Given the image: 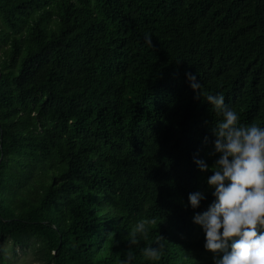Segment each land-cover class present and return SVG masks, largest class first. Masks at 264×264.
Instances as JSON below:
<instances>
[{"label": "trees", "instance_id": "1", "mask_svg": "<svg viewBox=\"0 0 264 264\" xmlns=\"http://www.w3.org/2000/svg\"><path fill=\"white\" fill-rule=\"evenodd\" d=\"M186 73L264 126V0H0V264L16 247L119 264L141 218L157 223L133 264H213L192 222L212 173L193 158L213 163L220 118Z\"/></svg>", "mask_w": 264, "mask_h": 264}, {"label": "clouds", "instance_id": "2", "mask_svg": "<svg viewBox=\"0 0 264 264\" xmlns=\"http://www.w3.org/2000/svg\"><path fill=\"white\" fill-rule=\"evenodd\" d=\"M151 44V37L145 36ZM194 98L203 99L220 119L211 128L215 156L212 164L194 156L200 172H211L206 184L212 201L202 212H195L192 222L204 234L203 248L212 253L213 264H264V126L243 124L237 110L225 103L223 94H203L195 74L186 73ZM208 137L204 138L206 143ZM202 191L188 194L193 210L205 200ZM154 218L137 220L127 234L128 250L119 264L136 260L131 246L147 240ZM157 236L154 244L140 249L146 261H159L165 244Z\"/></svg>", "mask_w": 264, "mask_h": 264}, {"label": "rangeland", "instance_id": "3", "mask_svg": "<svg viewBox=\"0 0 264 264\" xmlns=\"http://www.w3.org/2000/svg\"><path fill=\"white\" fill-rule=\"evenodd\" d=\"M2 255L4 256L5 260H8L9 264H28V262H31L30 259H24L21 254V250L16 247L15 251H2ZM27 261V262H26Z\"/></svg>", "mask_w": 264, "mask_h": 264}]
</instances>
